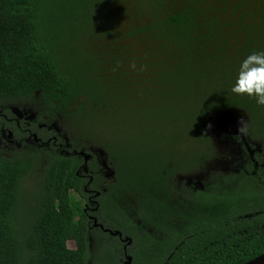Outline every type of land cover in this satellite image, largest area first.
<instances>
[{"label": "trees", "instance_id": "16d2710c", "mask_svg": "<svg viewBox=\"0 0 264 264\" xmlns=\"http://www.w3.org/2000/svg\"><path fill=\"white\" fill-rule=\"evenodd\" d=\"M69 37L86 48L82 61L67 52ZM259 51L264 0H0V130L41 149L0 152V264H89L94 231L107 264H124L125 248L133 264L264 254V170L247 148L237 182L188 179L208 160L223 110L247 114L264 153V106L231 91L242 60ZM27 101L41 111L30 121L6 108ZM60 117L80 132L70 153L52 125L40 126ZM94 146L113 167L106 191L101 165L86 162ZM43 153L49 164L28 190ZM86 186L100 191L99 222L122 237L93 225Z\"/></svg>", "mask_w": 264, "mask_h": 264}, {"label": "rangeland", "instance_id": "374dc122", "mask_svg": "<svg viewBox=\"0 0 264 264\" xmlns=\"http://www.w3.org/2000/svg\"><path fill=\"white\" fill-rule=\"evenodd\" d=\"M68 39L72 40L73 38L69 37ZM67 44V52L76 55L81 61L87 55L86 48L84 49V45L77 40L67 41ZM85 61L86 59L84 63ZM1 108H3L2 104ZM14 111L18 113V119L21 117H24V119L32 117V119H34V117L41 112L38 103H33L31 101L24 102L21 106L17 105L14 107ZM45 124L48 126L52 125L54 130L58 132L59 137L65 141L66 146L62 147V152L70 153V141L78 137L80 133L77 127L70 122L68 117H60L58 120H47L44 124H41V127L45 126ZM247 128H249V117L244 111L227 109L217 113L213 117V138L211 148L208 151L210 154L208 160L206 163L199 166L195 173L190 174L188 179L193 181H195V179L204 181L209 178L233 177L235 182H237L242 176V173L246 171L245 148L250 151L251 157L255 161V167H261L264 170L263 143L256 138L251 139L247 134ZM250 129L258 131L257 126H254V128L251 126ZM36 146L37 143L34 139H27L24 142L13 144L12 133L7 130L0 131V152L6 155L25 153L28 152V150L29 152L40 151L41 149H34ZM92 152L94 153V157L92 154H88V160L95 158L101 165L102 169L100 174L103 178V182H101L98 187L106 191V185L114 175L113 167L109 164L107 155L102 147L94 146ZM255 153L260 154V162L255 160ZM50 159L51 155L45 153L37 157L32 175L26 182V188L28 190L37 189V185L43 177ZM88 171V169H85V172ZM104 240L103 235L98 234L96 231L92 232L91 258L89 264L108 263V254L104 252L103 249ZM68 246L70 248H76L75 241H68Z\"/></svg>", "mask_w": 264, "mask_h": 264}, {"label": "clouds", "instance_id": "9594fccd", "mask_svg": "<svg viewBox=\"0 0 264 264\" xmlns=\"http://www.w3.org/2000/svg\"><path fill=\"white\" fill-rule=\"evenodd\" d=\"M231 91L254 97L257 105L264 106V51L252 52L242 60Z\"/></svg>", "mask_w": 264, "mask_h": 264}, {"label": "flooded vegetation", "instance_id": "af4514ba", "mask_svg": "<svg viewBox=\"0 0 264 264\" xmlns=\"http://www.w3.org/2000/svg\"><path fill=\"white\" fill-rule=\"evenodd\" d=\"M14 107H16V105H14V104H10V105H8L6 108L8 109V110H10L11 112H12V114L13 115H15V117H16V119L17 120H26V121H28V120H30V119H32V117L31 118H26V119H24V117H21L20 119H18L17 118V116H18V113H16V111H14ZM13 110V111H12ZM41 126V125H40ZM0 131H5V130H0ZM28 139H31V138H28ZM27 140V139H26ZM36 142V141H35ZM14 143H20V142H17V141H15L14 140V138H13V144ZM37 143V142H36ZM63 153V152H62ZM86 191L88 192V194L90 195V197H89V203H86V207L88 208V210H89V212H90V219L93 221V225H94V218H97V220H98V217L96 216V214L95 213H98L99 212V209H100V203H99V201H98V199L97 198H100V196H101V194L98 196L97 195V193L99 192L100 193V191H97V190H95V188H93V187H88V186H86ZM98 223H99V226H97L96 228H99V229H101V230H105L106 231V229H105V227L104 228H102V223H100L99 222V220H98ZM104 226V225H103Z\"/></svg>", "mask_w": 264, "mask_h": 264}, {"label": "water", "instance_id": "95a60500", "mask_svg": "<svg viewBox=\"0 0 264 264\" xmlns=\"http://www.w3.org/2000/svg\"><path fill=\"white\" fill-rule=\"evenodd\" d=\"M87 161H88V157L86 156V162ZM97 195L99 196L100 193L98 192ZM94 222H95L94 223L95 227L99 226L97 218H94ZM102 228H104L103 225H102ZM106 231H110L112 234L120 235V237H122V234L120 233V231L113 232L112 230H108V229H106ZM127 240H129L127 244H131L132 243V239L126 238L125 241H127ZM125 249H126V256H125L126 259H125L124 264H133V257L131 255H128L127 248H125ZM245 264H264V254L258 256L257 258H255L252 261H250L248 263H245Z\"/></svg>", "mask_w": 264, "mask_h": 264}]
</instances>
